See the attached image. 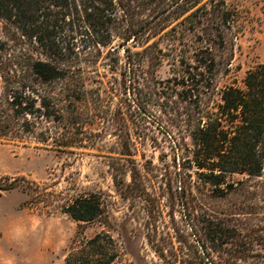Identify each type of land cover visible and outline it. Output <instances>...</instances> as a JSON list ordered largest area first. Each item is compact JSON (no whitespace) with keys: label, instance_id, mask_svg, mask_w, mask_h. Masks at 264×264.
<instances>
[{"label":"trees","instance_id":"1","mask_svg":"<svg viewBox=\"0 0 264 264\" xmlns=\"http://www.w3.org/2000/svg\"><path fill=\"white\" fill-rule=\"evenodd\" d=\"M213 2L0 0V78L4 90L0 132H9L11 121L18 123L16 132L28 131V119L34 114L52 124L61 123V130L75 129L84 116L76 104L93 100L84 71L96 68L101 59L108 60L113 70L122 52L125 62L120 95L128 107V118L118 107L112 119L114 132H145L147 125L153 128L147 121L152 111L147 97L155 100L152 106L163 118L162 132H190L191 150L183 153L171 149V164L165 167L175 171L169 175V184L172 180L185 183L190 177L187 169H191L203 184L225 193L233 185L227 182L229 176L262 175L264 63L246 72L241 87L234 83L219 86L231 72L236 11L227 7L226 0L216 5ZM155 37H167L173 43L169 47L176 42L180 46L183 41L188 43L172 86L168 82L166 87L157 88L153 81V68L162 61L157 42L148 45ZM137 47L141 49L132 50ZM95 97H99L98 92ZM125 138L120 134L123 145ZM127 152L125 149L122 155L130 156ZM127 163L136 193L140 191V172L134 160L128 158ZM17 187L12 180L2 189ZM121 195L124 198L127 192ZM64 213L79 222L104 216L97 193L77 196L65 206ZM234 216L207 220L202 244L173 230L177 247L170 237L168 247L157 249V256L164 260L168 249L174 256L170 264H264L252 242L239 240L234 225L239 220ZM102 238L96 235L87 242L93 256L81 264H110L115 260V254L106 256L100 250L104 248L99 243Z\"/></svg>","mask_w":264,"mask_h":264},{"label":"rangeland","instance_id":"2","mask_svg":"<svg viewBox=\"0 0 264 264\" xmlns=\"http://www.w3.org/2000/svg\"><path fill=\"white\" fill-rule=\"evenodd\" d=\"M218 2L214 0L212 5ZM226 4L236 11V36L231 72L219 86L234 83L241 87L246 72L264 63V0H226ZM155 41L162 61L153 68V81L157 88L168 82L172 86L188 43L169 47L173 43L167 37H155L148 45ZM119 60L113 70L108 60L101 59L96 68L84 71L93 100L76 104L84 116L75 129L61 130V123L52 124L34 114L28 119V131L16 132L18 123L11 121L9 132H0L5 135L0 137V264H81L84 258L91 260L92 247L87 242L96 235L103 237L99 243L104 248L99 246L104 255L116 256L110 264H170L174 256L168 249L164 260L156 252L168 247L170 237L177 247L175 231L202 244L207 220L223 215H235L239 240L252 242L254 251L261 254L259 261L264 262V171L253 178L229 176L227 182L233 185L225 193L203 184L191 169H187L190 177L185 183L172 180L169 184V175L175 171L165 167L171 164V149L191 150L190 132H162L163 118L149 97L146 100L152 111L147 121L153 128L147 125L145 132H114L112 119L118 107L128 118V107L120 95L122 52ZM3 102L0 78V112ZM120 134L126 136L125 145ZM63 144L70 145L57 148ZM125 149L130 156L122 155ZM128 158L135 161L141 176L136 193ZM12 180L18 187L3 190ZM83 193L99 194L103 217L79 222L64 213L65 206Z\"/></svg>","mask_w":264,"mask_h":264}]
</instances>
